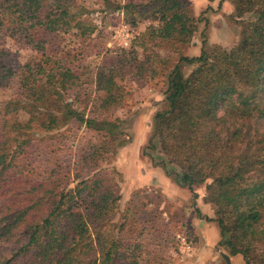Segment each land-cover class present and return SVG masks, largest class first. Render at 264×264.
<instances>
[{
  "label": "trees",
  "instance_id": "trees-1",
  "mask_svg": "<svg viewBox=\"0 0 264 264\" xmlns=\"http://www.w3.org/2000/svg\"><path fill=\"white\" fill-rule=\"evenodd\" d=\"M230 1L237 44L207 48L202 34L200 54L179 57L142 155L152 158L158 148L162 157L153 166L194 203L195 188L205 185L202 201L215 215L205 220L218 228L216 247L242 264H264V0ZM154 4L157 26L145 29L141 44L158 38L189 46L198 26L190 4ZM7 41L39 59L15 67ZM104 46L78 0H0V91L12 89L0 101V264L147 263L142 244L121 239L124 227L113 221L120 197L96 174L125 145L119 121L87 112L94 98L83 88L104 93V108L116 104V79H141L151 57L118 48L114 66L85 65ZM181 64L195 67L183 76ZM66 123L88 133L85 142L62 158L63 142L48 139L42 164L34 162L38 131Z\"/></svg>",
  "mask_w": 264,
  "mask_h": 264
},
{
  "label": "rangeland",
  "instance_id": "rangeland-1",
  "mask_svg": "<svg viewBox=\"0 0 264 264\" xmlns=\"http://www.w3.org/2000/svg\"><path fill=\"white\" fill-rule=\"evenodd\" d=\"M78 1L88 9L89 19L103 33L105 44L102 53L83 59L85 65L93 68L96 65L108 68L114 66V51L118 48L134 50L139 58L151 57L141 79L136 80L131 74L116 79V104L104 108L99 100L104 97V93L94 92L92 85L83 88L88 89L94 98L91 99L93 102L87 104V112L92 109L103 119L118 120L125 141L124 146L114 148V154L96 172L120 197L113 221L124 227L121 239L126 243L136 240L142 244L147 255L146 264H198L199 247L203 242L199 229L215 224L205 220V217H215L213 208L202 203L205 185L195 188L198 195L195 203L186 189L175 188L169 179L170 184L165 189L161 186V169L153 166L154 161L158 163L162 157L158 148L151 152L152 158L143 156L142 151L150 136L152 118L164 106L167 77L179 57L198 56L202 34L207 48L219 46L228 50L237 44L240 26L238 18L234 17L231 1L184 0L190 4L198 19L197 32L187 47L158 38L146 39L145 44H141L139 38L145 29L157 26V21L153 19L154 0ZM204 20H207V24ZM6 45L13 56L15 67L39 59V54L27 48H19L12 41H7ZM194 67V64H181L180 70L183 76H187ZM11 93L10 88L1 90L0 101L7 100ZM75 108L83 109L78 105ZM63 134L70 135L62 139ZM83 134L88 136L82 129L77 131L74 123H66L48 132L38 131L33 142L34 151L37 152L33 161L42 164L47 153L44 148L49 146V142L56 144L59 141L63 142L64 148L58 156L69 158L88 138ZM48 139L49 142H46ZM197 210L200 215L196 213ZM178 236H186L193 245L187 255L179 250ZM216 246L214 258L209 251L202 253L204 264H226L224 256L227 254ZM5 247L11 249L10 245ZM242 263L240 257H235L231 264Z\"/></svg>",
  "mask_w": 264,
  "mask_h": 264
},
{
  "label": "crops",
  "instance_id": "crops-1",
  "mask_svg": "<svg viewBox=\"0 0 264 264\" xmlns=\"http://www.w3.org/2000/svg\"><path fill=\"white\" fill-rule=\"evenodd\" d=\"M160 181H161L162 187H164L165 189L168 188L170 183L168 181V178H166L164 176V174L161 175ZM172 186H174L175 188H178L173 184H172ZM203 205L207 206V204H204V203H203ZM199 232H200L201 237L203 238V242L201 243V247H199L200 250H199V254H198L199 255V263L198 264H204V262H203L204 258L202 256L203 252L209 251L210 255H212L213 258L215 257L214 254H216V253L214 252V247L217 245V242L219 240L218 228L215 224H208L207 227H203V228L199 229ZM232 260H233V258H230V264L232 263Z\"/></svg>",
  "mask_w": 264,
  "mask_h": 264
},
{
  "label": "built area",
  "instance_id": "built-area-1",
  "mask_svg": "<svg viewBox=\"0 0 264 264\" xmlns=\"http://www.w3.org/2000/svg\"><path fill=\"white\" fill-rule=\"evenodd\" d=\"M179 250L181 253L187 255L193 249V245L191 241L186 236H178L177 237Z\"/></svg>",
  "mask_w": 264,
  "mask_h": 264
},
{
  "label": "water",
  "instance_id": "water-1",
  "mask_svg": "<svg viewBox=\"0 0 264 264\" xmlns=\"http://www.w3.org/2000/svg\"><path fill=\"white\" fill-rule=\"evenodd\" d=\"M224 259L226 261V264H230V260L228 259V257L224 256Z\"/></svg>",
  "mask_w": 264,
  "mask_h": 264
}]
</instances>
